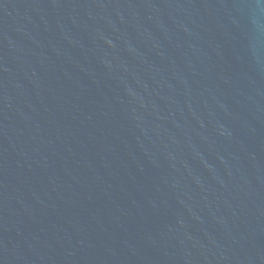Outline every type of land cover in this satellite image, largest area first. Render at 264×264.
<instances>
[{"label":"water","instance_id":"water-1","mask_svg":"<svg viewBox=\"0 0 264 264\" xmlns=\"http://www.w3.org/2000/svg\"><path fill=\"white\" fill-rule=\"evenodd\" d=\"M0 264H264V0H0Z\"/></svg>","mask_w":264,"mask_h":264}]
</instances>
